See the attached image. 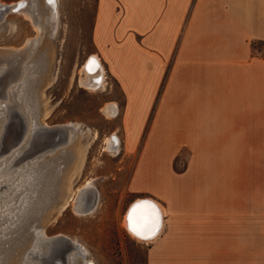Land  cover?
Masks as SVG:
<instances>
[{"label":"crops","instance_id":"1","mask_svg":"<svg viewBox=\"0 0 264 264\" xmlns=\"http://www.w3.org/2000/svg\"><path fill=\"white\" fill-rule=\"evenodd\" d=\"M91 40L123 96L128 194L162 209L147 264H264V0H96Z\"/></svg>","mask_w":264,"mask_h":264},{"label":"rangeland","instance_id":"2","mask_svg":"<svg viewBox=\"0 0 264 264\" xmlns=\"http://www.w3.org/2000/svg\"><path fill=\"white\" fill-rule=\"evenodd\" d=\"M19 1L22 0H0L4 4H15ZM33 2L39 6L41 17L50 15L51 8L44 4V0H32V4H30L32 10L35 9ZM95 2L96 0H59V14L55 22V29L51 27V24L44 23L43 29L39 32L24 15L10 12L0 22V49L23 48L29 40L39 37V40L36 41L38 44H36L35 54L25 62V64L34 63L32 72L36 73L33 77L26 78L27 80L25 79L19 87L26 110L29 109L32 117L49 127L63 123H74L81 127V132L72 146L65 149L68 154L61 153L60 155L59 148L55 154L50 153L52 151L49 153L45 151L42 153L43 155H40L41 157L34 155L16 165L3 178L15 175L18 167L39 157V165L44 162L48 164L47 170L56 171L51 175V177H56L52 186L45 181L42 191L51 186V192L48 190L49 192L43 197V202L40 203L43 208L36 216L41 221L47 217V214L53 215L43 228L49 238L63 235L77 241L87 249V258L95 264H147V242H138L133 239L125 228V216L129 206L137 199L149 196L145 194L130 196L127 191V180L135 163L136 152L129 148L123 138L122 114L119 111L118 102H116V99L123 100L121 90L117 82L106 74L104 66L105 85L98 91L87 90L80 87L77 82L78 73L83 64L90 60L89 57L97 56L91 40ZM253 47L255 53L264 55V42H254ZM24 78L18 80L19 82L9 83L8 87L13 84L17 85ZM39 88L43 90V103L39 98ZM5 93H7L6 88L3 94H0V128L7 125L9 119L6 114L7 107L3 106L11 100L10 97L5 98ZM16 96L19 98L18 95ZM107 104H115L117 108L113 117L107 118L102 111ZM41 106H45L49 110L46 118H41ZM143 115L141 114V116ZM4 134H6V130ZM113 135L119 138V145L115 150H110L106 148V139ZM30 140L31 137L29 139L26 137L19 145L20 147L14 146L8 152H4L0 140V154L5 153L2 157L0 156V170L15 161V157L21 156L28 150ZM187 156L188 153L184 152L177 158L175 167L184 168L187 165ZM39 165L36 168L29 167L23 170L28 175L32 174L30 177L32 181L40 168ZM21 177L22 174L19 175L16 182ZM91 180L99 193L98 203L93 211L81 214L77 213L72 206L67 207L64 211L59 207V209H55L56 204L60 203L61 205L66 194L69 195L72 191L73 196L77 197L79 190ZM4 183L3 180L2 183L0 182V184ZM28 186L30 185H25L20 193L15 194L5 204L8 206L15 200L14 206L5 213H15L18 210L19 216L25 205L28 204L29 197H26L28 200L25 198L24 203L22 202L23 205L20 204L18 207L19 209L15 207L19 205L21 198L26 193L29 195ZM3 192H6L5 189L0 193ZM6 218L0 217V235L3 234V231H7L5 233L7 236L3 240L10 239L12 235L14 238L19 236L11 242L10 247L8 244L0 243V264H32L25 258H29V249L36 239L35 230L34 235L29 231L24 237H22L23 229L13 234L15 230L12 232L10 230L19 220L15 217ZM13 220L14 223L10 225V221ZM4 226L7 228L5 229ZM20 239L18 245H14ZM75 252L70 251L67 257ZM30 257H34V255ZM37 258L38 256L34 258L35 264L40 261ZM75 261L76 264H85L80 255H76Z\"/></svg>","mask_w":264,"mask_h":264},{"label":"bare ground","instance_id":"3","mask_svg":"<svg viewBox=\"0 0 264 264\" xmlns=\"http://www.w3.org/2000/svg\"><path fill=\"white\" fill-rule=\"evenodd\" d=\"M30 4H32V0H22L15 4H4L0 2V22L4 20V18L6 17V14L10 12V13H17V14L24 15L28 20H30L33 23V25L36 27V29L39 30V32L43 29L44 23L51 24V27H53V29L56 28L55 22L59 14L58 13L59 0H51V2L50 0H44V4L50 6L51 8L50 15H47V17H41L39 15V6L37 5V3L33 2L34 7H35V9L33 10L31 9ZM38 40H39V37H37L36 39H31L27 42L25 47L19 48V49H16V48L0 49V66L1 68H3L2 70H4V72H7L6 73L7 76L3 78L4 80L3 79L0 80V85L2 84V86L0 87V94L1 93L3 94L6 88L7 93H5V98L10 97V100H11V101L8 100L9 103L5 105L2 104V105H4L3 106L4 108L7 107L6 114L8 118L11 119L12 121L15 120L14 126L16 125V127L17 128L20 127V129H21V126L24 128V137L15 146H19L21 142L26 139V137L28 139L31 137V140H32L33 137L35 138V137L46 134L48 127H49L47 124H43L35 117H32V114L28 111L29 109L26 110V106L24 105L23 100H22L23 95L19 90V87L21 86L22 82L26 78L33 77L34 74L36 73V72L34 73L32 72L34 69L33 67L35 66L34 63L28 62L25 64V62L31 56L35 54L37 50L36 44H38L36 43V41ZM89 59L90 60L86 61L83 64V66L80 68L78 77H77V82L79 83L80 87H83L90 91H96V90L98 91V89H100L101 87L105 85V79H106L104 75L105 70L103 69L102 63L98 59L97 56L89 57ZM22 78L24 79L20 81V83H18L17 85L13 84L12 86L8 87L9 83L11 82L16 83L18 80H21ZM38 93H39L40 101L41 103H43L42 102L43 101L42 100V93H43L42 88L41 89L39 88ZM16 95H18L19 98H16L17 97ZM116 109L117 108L115 104H107L103 108L102 111L107 116V118H110L111 116L113 117V115L116 114V111H117ZM40 112H41V118L42 117L46 118V115L49 113V110L48 108H45V106L44 107L41 106ZM58 126L60 127H57V128H59L60 130H63V133L61 134V137L63 138L61 142H58L51 148L45 150L47 153H49V151H52L50 153L55 154L59 150V148H61L62 146L66 147L65 149H67V147L69 148V146H72L78 134H80L81 132V127L74 123H68V124H64L63 126L62 125H58ZM7 128H8V125H3L0 128V140H1L2 135H4V131L6 130V133H7V131L9 130ZM59 129H57L55 133L50 131L51 132V134H49L50 137H54V134H55V137H57L59 135ZM106 144H107L106 146L107 149L115 150L116 147L119 145V138L116 135H113L111 136V138L109 137L108 139H106ZM10 150L11 149L9 150L4 149V152H8ZM4 152L0 154L1 157L2 155L5 154ZM39 157L41 156L39 155ZM16 158L17 157H15V161H12L10 165H6L0 170V180H1L0 182L2 183V180L3 182H5L4 184H0V192L4 189L6 191L3 193H0V209L3 207V210L0 211V217L2 219L4 217L5 218L9 217V219L15 217V219L17 218V220H19V217L22 211L19 214V216H18V213H19L18 210L15 213L13 212L5 213V211L11 209L14 206L15 200H13L12 203L8 206H5V204L8 201H10L15 194L20 193V191H22V188L25 185L31 184L32 180L30 179V177L32 176V174L28 175L27 172L23 170L29 167L36 168V166H38L40 163V161H38V158H36L34 161H31V162L28 161L29 162L28 164L26 163L25 165L18 167L17 169L18 171L15 172L16 173L15 175H10L6 178H3L5 174L9 173L12 169L16 167V165H19L20 163H22V161L29 158V156L26 158H23L20 161L18 160L16 161ZM29 170H28V173L31 171ZM20 174H22V177L19 178V180L16 182ZM17 188L18 190H16ZM71 192L69 193V195L66 194L65 196L66 198L63 201L61 200L62 203L59 206L60 210L64 211V209H66L67 207L72 206L73 209L77 213L88 214L95 209V206L98 203L99 193L97 191V188L94 186L92 180L88 181L84 185V187L79 190L77 197L73 196ZM26 194L21 198L19 205L15 207L16 209L20 206V204H22V202L24 203V200L26 197H29V195H26ZM26 199L28 200V198ZM46 216L47 217H44L38 223L39 227L37 226L33 228L35 230L36 239L34 243L32 244V247L29 249L30 251L28 253L29 258H25V260L33 264L34 258L38 256L37 260H40L38 263L42 264V259L39 256L40 255L43 256L42 255L43 253H45L47 256L53 257L54 254L56 253L58 254V252H61L62 250H64V252H61L63 253L61 264H76V261H75L76 255L78 256L80 255L81 257H83L85 264H95L92 260L87 258V249L83 245L78 243L77 241H73L72 239L66 236H63V235L49 238L44 233L43 228H44V224L49 222L52 219L51 217L53 215L51 216V214H47ZM162 218H163L162 209L160 205L156 202V200L152 198H139L129 206L126 212L125 228L133 239L137 240L138 242L146 243V242L151 241L158 234L159 230L161 229ZM13 223H14V220L10 221L9 224L11 225ZM15 226L16 224L14 225V227ZM132 227H136L141 232V235L139 236L136 235L132 231ZM4 228L6 229L7 226H4ZM6 232L7 231L5 230L2 232L3 234L0 235V240L4 242L6 241V240H3L7 236V234H5ZM46 249L49 251H47ZM70 251H76V252L73 253L70 257H67V254ZM33 254H35L34 257H30L31 255L33 256Z\"/></svg>","mask_w":264,"mask_h":264},{"label":"water","instance_id":"4","mask_svg":"<svg viewBox=\"0 0 264 264\" xmlns=\"http://www.w3.org/2000/svg\"><path fill=\"white\" fill-rule=\"evenodd\" d=\"M1 74H0V79L2 77H4L6 75L7 72H4L1 70ZM2 86V84L0 85V87ZM21 118V117H20ZM23 118V117H22ZM15 120H8V128L9 129L7 131L6 134L2 135L1 137V146L5 149V150H9L11 149L13 146L17 145V143H19L23 137H24V128L21 126L17 128L16 125L14 126ZM60 125H64L60 124ZM56 126V125H55ZM50 126L48 127L47 133L38 137H33L30 144H29V149L26 150L21 156L17 157L18 161L22 160L23 158L26 157H32L34 155H41L45 150L51 148L52 146H54L55 144H57L58 142H61L62 138L61 134L63 133V130H60L57 127L60 126ZM11 128V129H10ZM20 129V130H19ZM59 129V135L57 137H50L49 134H51L50 131L52 132H56V130ZM66 147L62 146V148H60L59 154L61 155V153H66L65 150ZM39 169L37 170L34 180L31 182L30 186H28L29 189V202L27 205H25V207L22 210V213L19 217V222H17L16 226L14 228H12L10 230V232H12L13 230H15V233L19 232L20 230H24V232L22 233V237H24V235L27 232H32L31 234L34 235V227L38 226V223L40 222V219L37 216V214L39 213V211L43 208L42 206H40V203L43 202V197H45L46 193L49 192L48 190H50V187L52 186V184L55 182V176L51 177L52 174H54L55 172H51L49 170H47L48 168V164L46 163H42V165H39ZM48 175V176H46ZM50 178V179H49ZM48 182L49 184H51V186H48L46 190L42 191V189L44 188V184ZM51 192V190H50ZM34 193V195H33ZM60 206V203L55 205V209L57 207ZM30 234V235H31ZM19 236V235H18ZM18 236H16L15 238L13 237V235L11 236L10 239L6 240L5 242L0 240L3 245L8 244V247H10V244L12 241H14V239L18 238ZM26 236V235H25ZM22 239V238H21ZM17 240L14 245H18V243L21 241ZM0 242V243H1ZM73 247V246H71ZM6 248V247H5ZM62 252V251H61ZM35 255V254H33ZM43 256H39L42 259V264H55L53 257L52 256H47L45 253L42 254Z\"/></svg>","mask_w":264,"mask_h":264},{"label":"flooded vegetation","instance_id":"5","mask_svg":"<svg viewBox=\"0 0 264 264\" xmlns=\"http://www.w3.org/2000/svg\"><path fill=\"white\" fill-rule=\"evenodd\" d=\"M62 252H64V250H62ZM62 258H63V253H61V252H58V254L56 253L53 255V259L55 260L54 261L55 264H61Z\"/></svg>","mask_w":264,"mask_h":264},{"label":"snow or ice","instance_id":"6","mask_svg":"<svg viewBox=\"0 0 264 264\" xmlns=\"http://www.w3.org/2000/svg\"><path fill=\"white\" fill-rule=\"evenodd\" d=\"M50 2H51V0H50ZM132 231L138 236L141 235V232L136 227H132Z\"/></svg>","mask_w":264,"mask_h":264}]
</instances>
